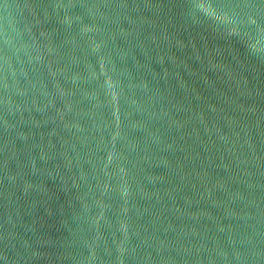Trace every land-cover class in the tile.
<instances>
[{"label": "water", "instance_id": "1", "mask_svg": "<svg viewBox=\"0 0 264 264\" xmlns=\"http://www.w3.org/2000/svg\"><path fill=\"white\" fill-rule=\"evenodd\" d=\"M0 264H264V0H0Z\"/></svg>", "mask_w": 264, "mask_h": 264}]
</instances>
